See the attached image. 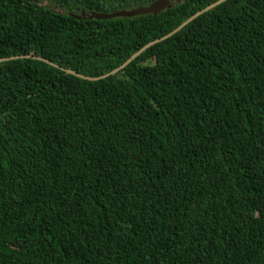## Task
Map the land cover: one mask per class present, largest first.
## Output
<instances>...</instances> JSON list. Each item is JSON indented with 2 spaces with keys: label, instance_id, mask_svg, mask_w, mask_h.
Segmentation results:
<instances>
[{
  "label": "trees",
  "instance_id": "16d2710c",
  "mask_svg": "<svg viewBox=\"0 0 264 264\" xmlns=\"http://www.w3.org/2000/svg\"><path fill=\"white\" fill-rule=\"evenodd\" d=\"M154 1L0 0V264H264V0L35 58L219 0L86 16Z\"/></svg>",
  "mask_w": 264,
  "mask_h": 264
},
{
  "label": "water",
  "instance_id": "95a60500",
  "mask_svg": "<svg viewBox=\"0 0 264 264\" xmlns=\"http://www.w3.org/2000/svg\"><path fill=\"white\" fill-rule=\"evenodd\" d=\"M226 0H219L216 3L204 8L203 10L197 12L196 14H194L192 17H190L189 19H187L185 22H183L179 27H177L175 30H173L171 33L167 34L166 36L162 37L161 39H157L155 41H152L150 43H148L147 45H145L144 47H142L138 52H136L134 55H132L128 60H126L121 66H119L118 68L112 70L111 72L98 77V78H90V77H84L82 75H79L69 69H63L45 59L42 58H37L38 60H41L43 62H45L46 64L59 69L63 72H65L66 74L69 75H73L76 76L80 79H84L87 81H97L100 79H105L111 75H114L120 71H122L132 60H134L135 58H137L143 51H145L147 48L151 47L152 45L159 43L169 37H171L172 35H174L175 33H177L178 31H180L183 27H185L187 24H189L191 21H193L195 18H197L198 16H200L201 14L209 11L210 9L214 8L215 6L221 4L222 2H224ZM171 7V3L170 0H155L152 4H150L147 7H143V8H137V9H133V10H122V11H118V12H113L110 14H104V13H89L86 16L90 19H97V20H105V19H112V18H116V17H134V16H138V15H146V14H152V13H158L160 11H163L164 9H168ZM82 16H84V14H82ZM19 58H26V57H11V58H5V59H0V63L2 62H6V61H10V60H14V59H19ZM34 58V57H33Z\"/></svg>",
  "mask_w": 264,
  "mask_h": 264
},
{
  "label": "rangeland",
  "instance_id": "374dc122",
  "mask_svg": "<svg viewBox=\"0 0 264 264\" xmlns=\"http://www.w3.org/2000/svg\"><path fill=\"white\" fill-rule=\"evenodd\" d=\"M42 5L44 6H48L50 9L54 10V11H58L61 12L56 6L49 4L48 2H43Z\"/></svg>",
  "mask_w": 264,
  "mask_h": 264
}]
</instances>
